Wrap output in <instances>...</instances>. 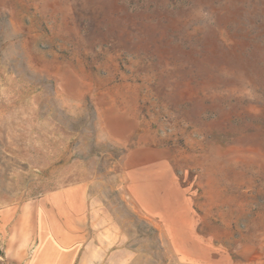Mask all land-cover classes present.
<instances>
[{
	"label": "rangeland",
	"instance_id": "1",
	"mask_svg": "<svg viewBox=\"0 0 264 264\" xmlns=\"http://www.w3.org/2000/svg\"><path fill=\"white\" fill-rule=\"evenodd\" d=\"M71 192L131 264H264V0H0V209Z\"/></svg>",
	"mask_w": 264,
	"mask_h": 264
},
{
	"label": "crops",
	"instance_id": "2",
	"mask_svg": "<svg viewBox=\"0 0 264 264\" xmlns=\"http://www.w3.org/2000/svg\"><path fill=\"white\" fill-rule=\"evenodd\" d=\"M108 213L83 192L27 200L0 209V251L6 264H131Z\"/></svg>",
	"mask_w": 264,
	"mask_h": 264
}]
</instances>
